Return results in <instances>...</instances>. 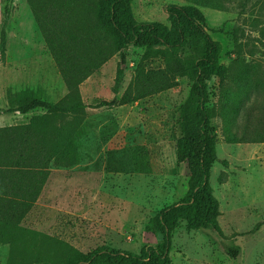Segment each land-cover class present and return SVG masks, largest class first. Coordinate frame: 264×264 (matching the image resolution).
<instances>
[{
  "label": "rangeland",
  "instance_id": "374dc122",
  "mask_svg": "<svg viewBox=\"0 0 264 264\" xmlns=\"http://www.w3.org/2000/svg\"><path fill=\"white\" fill-rule=\"evenodd\" d=\"M222 3L225 10L200 7L210 34L221 44L224 69L209 82L208 104L215 111L210 125L217 158L209 185L219 204L221 231L192 229L181 219L171 234V264H264V142L241 140L256 128L264 131V0ZM171 4L193 5L189 0H132L131 9L138 21L169 26L166 7ZM3 29L0 111L18 105L15 94L26 89L51 103L61 100L68 90L29 0H0V39ZM124 53V64L116 54L81 84L88 108L78 137L51 161L41 195L20 222L83 253L108 247L139 254L143 247L157 246L161 235L155 215L184 199L189 189L188 165L178 160L176 143L190 78H179L176 87L126 105L94 107L102 100L120 98L141 61L162 65L161 57L144 48L130 45ZM182 56L192 58L196 53L186 48ZM254 66L259 67L258 74L240 81L239 74ZM227 97L235 107L223 115ZM44 112L0 114V127L27 124ZM135 158L143 160V171L136 170ZM0 264L39 263L13 259L9 246L0 243Z\"/></svg>",
  "mask_w": 264,
  "mask_h": 264
},
{
  "label": "trees",
  "instance_id": "16d2710c",
  "mask_svg": "<svg viewBox=\"0 0 264 264\" xmlns=\"http://www.w3.org/2000/svg\"><path fill=\"white\" fill-rule=\"evenodd\" d=\"M29 1L68 91L61 100L51 103L26 89L15 94L18 105L0 111V114L45 111L27 124L0 127V243L9 246L13 259L39 264H171V234L181 219L192 229L211 227L220 232L219 204L209 185L210 169L217 158L210 125L215 111L208 104L209 82L222 76L224 69L220 62L221 44L210 34L200 7L225 10L222 0L171 4L166 7L169 26L138 21L131 9L132 0ZM261 33L264 37V28ZM130 45L161 57L162 65L152 67L141 61L131 85L120 98L102 100L94 107L126 105L176 87L179 78H190L192 86L180 108L181 136L176 143L178 160L188 165L189 189L184 199L155 215L153 222L161 235L157 246L143 247L139 254L108 247L83 253L64 240L24 228L20 222L41 195L50 175L51 161L78 137L88 108L82 100L81 84L116 54L120 65L124 64V50ZM186 48L194 50L196 56L183 57ZM0 49L4 61V29ZM258 71V66L251 71L245 69L238 78L242 81ZM118 72L122 78L123 70L120 68ZM233 107L232 99L223 100V115ZM242 139L264 142V131L256 128ZM232 140L237 141L235 137ZM142 162L141 158H135L139 172L145 168Z\"/></svg>",
  "mask_w": 264,
  "mask_h": 264
},
{
  "label": "crops",
  "instance_id": "0c3cea01",
  "mask_svg": "<svg viewBox=\"0 0 264 264\" xmlns=\"http://www.w3.org/2000/svg\"><path fill=\"white\" fill-rule=\"evenodd\" d=\"M8 114H12V113H8ZM9 126H11V125H9Z\"/></svg>",
  "mask_w": 264,
  "mask_h": 264
}]
</instances>
